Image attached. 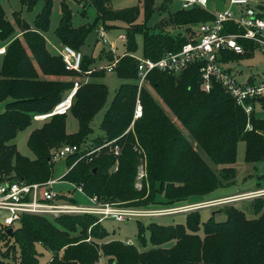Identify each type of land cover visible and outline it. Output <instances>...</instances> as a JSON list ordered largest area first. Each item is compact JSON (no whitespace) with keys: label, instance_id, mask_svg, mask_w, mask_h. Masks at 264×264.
Instances as JSON below:
<instances>
[{"label":"trees","instance_id":"16d2710c","mask_svg":"<svg viewBox=\"0 0 264 264\" xmlns=\"http://www.w3.org/2000/svg\"><path fill=\"white\" fill-rule=\"evenodd\" d=\"M38 1L21 0V3L32 10ZM110 1L92 0L96 20L80 27L73 26L72 13L64 2L56 30L64 45L79 50L87 34L100 23L108 28L114 20L128 24L127 51L118 57L115 69L124 81L103 117L100 125L103 134L95 138L98 145L84 146V143L94 117L107 102L108 87L93 80L78 89L70 109L78 121V131L67 132V114L52 115L29 134L27 144L34 158L18 151L14 143L17 134L32 124L35 115L50 113L73 87L75 77L96 67L94 58L84 56L82 72L68 71L62 57L49 51L44 32L50 27L52 0H45L34 26L19 11L14 12L15 24L11 23L0 3V40H9L0 62V101L9 100L0 112V182L48 181L53 178L52 154L58 145H79L83 150L68 156L69 170L62 180L82 185L88 196L114 205L148 206L156 202L157 193H163L164 204L171 205L232 185L237 176L234 164L240 141L246 143L247 162L264 161V118L257 117L254 109L250 116L252 129L248 130V115L219 83L209 92L201 89L198 64L180 74L152 71L147 85L172 115L146 86L140 93L142 116L134 118L138 62L131 54L136 50L135 34H144V56L154 59L165 52L178 51L189 38L161 27L159 32L149 33L146 25L157 7L155 0L143 1L142 23L137 22L141 15L139 5L114 9L109 6ZM172 16L174 25L179 27L213 18L203 8H179ZM18 31L23 41L13 36ZM106 54L111 61L115 59L113 52ZM251 56L252 52L243 55L228 52L221 60ZM92 73L99 78L106 72L98 69ZM41 75L55 78L43 79ZM258 105L264 108V96L258 98ZM113 140L107 146H118L117 155L103 146ZM98 147L102 148L86 154ZM200 150L222 166L218 170L212 168ZM144 165L148 177L137 188V172ZM60 199L75 201L64 195ZM251 205L253 217L231 204L223 209L226 219L220 221L214 216L202 221L198 208L187 213L186 223L165 226L139 222V245L122 240L103 241L108 231L93 214H60L51 220L46 214L24 213L16 228L6 227L0 219V241L5 242L4 249L0 246V264H39L38 244L53 253L47 264H95L101 252L108 257L107 264H264V196L256 197ZM202 225L203 235L199 233ZM146 230L152 244L148 248ZM168 243L171 245L167 246Z\"/></svg>","mask_w":264,"mask_h":264},{"label":"rangeland","instance_id":"374dc122","mask_svg":"<svg viewBox=\"0 0 264 264\" xmlns=\"http://www.w3.org/2000/svg\"><path fill=\"white\" fill-rule=\"evenodd\" d=\"M143 1L144 0H111L109 6L114 9H121L129 6L139 5L141 8V15L138 18L137 22L142 23L144 22V7H143ZM166 0H155L154 5H157V7H160V10H156L152 13L149 20L147 21V29L149 30V33H155L159 32V27L163 28L165 31H170L174 34H186L189 35L192 32V27L195 24H190L186 26H175L172 14L175 13L179 8H181V2L177 0H167L166 3L164 2ZM66 2L71 13H72V24L74 27H80L85 24H92L97 17V11L92 4V0H52L51 4V12H50V27L47 31L44 32V35L46 37L47 41V47L50 50V52H53L55 54L60 53L61 49L63 48L64 44L63 42L58 38L56 34V30L60 24V19L62 17V5ZM0 3L2 4L3 8L6 11L7 18L9 21L13 24H15V16L14 12L19 11L21 12V17L31 26H34V21L37 17V15L42 11L45 0H39L38 3L35 5V7L32 10H28L22 3L21 0H0ZM165 5V7H164ZM230 1L229 0H209L207 9L211 12H214L218 9H223L226 7H229ZM162 7V9H161ZM111 25H113L111 28L106 27L103 23H100L98 28H105L107 33V38L110 41V44H104L103 40L99 34V29H93L91 30L84 42L80 45L79 50L82 52L83 56H88L94 58L93 66L96 67L93 71H97L98 69H104L105 66H107L110 62H112L106 53L110 52L111 46L113 47V54L116 57H119L120 55H123L127 51V45L129 42V39H123L122 35L126 34L127 31L126 28L128 24L123 20H114L109 22ZM15 38L19 37L21 41H23V36L21 32H17L15 35H13ZM10 39V38H9ZM9 40L2 41L0 40V45L6 44L8 45ZM134 42L136 44V50L132 52L137 57H142L144 55V43H145V37L143 33H136L134 37ZM67 45V44H66ZM4 59V55L0 56V62H2ZM228 67L232 68V72L235 74L237 79L240 82H246V80H249L252 78L254 81H260L264 78V53L261 51V49H256L253 53V56L249 58H243L240 60L235 61H229ZM105 75L102 77H96L99 81L104 82L106 86L108 87V99L105 104V106L96 114L94 117L92 123H91V131L88 134L84 146H93L94 144L98 145V141L95 140L97 136H100L103 134V130L100 127L101 122L103 120V117L107 111V109L110 107L111 102L114 98V95L116 93V90L119 88L121 83L124 81L121 78L118 77L117 72H107L105 71ZM91 76L88 78L87 76ZM93 73H82V76L75 77L76 79H80L83 82H89L93 81ZM70 79V78H65ZM149 90L153 92L155 97L158 101L161 102V104L164 106L165 110L172 115L169 108H167L162 100L159 98L158 95H156L151 88V86L146 85ZM145 86V87H146ZM9 100L6 101H0V112H3L6 104ZM255 114L259 118H264V108L260 105L255 106ZM47 121V120H46ZM46 121H32V124L27 127L26 129L20 131L16 138L14 139V143H16L18 151L30 158H34V153L30 149V147L27 144V139L29 137V134L40 125L44 124ZM66 128L68 133H75L78 131L79 125L78 121L75 118V116L72 115L71 112H69L66 116ZM110 141L108 143H102L103 146L108 147L106 148V151H111L114 149V147L107 146L111 144ZM102 148V147H101ZM56 150V149H55ZM54 150V151H55ZM53 151V152H54ZM202 156L204 159L211 165L212 168L215 170H218L222 165L215 164L205 152L200 150ZM245 154H246V143L245 141H240L238 143V149H237V159L234 164L236 170H237V176L235 178V182L227 187H220L217 188L213 193L209 195L204 196H197L196 198L188 200L186 198L185 200H182L180 202L176 201V203L171 205L164 204L165 200L163 197V193H157L155 203L150 204L148 206H121V205H115L114 207H124L125 208H139L146 211H154V210H163V209H176L173 212H170L168 214L160 215V216H144V217H129L126 221L120 222L116 221L113 217L107 216L102 222L103 227H105L108 231V234L105 238H103V241H111V240H122L124 242H127L128 240L131 241L132 244L139 245L138 241V231H139V222H142L143 224L147 225L151 222H156L159 225H176L178 223H186V216L187 213L192 212L194 209H191V204L197 205L200 204L201 207H199L200 214H201V220L206 221L211 216H214L216 220H225L226 219V213L223 212V209H225L228 205L235 204L236 206L245 209L248 217L255 216L251 211L250 207L252 206V202L256 199V197H249L245 199H238L233 200L229 202H219L218 204H214L212 206H209L207 204V201H212L210 198H213L215 196L223 195V194H233L238 195L243 194L249 191H255L264 189V161H260L257 163H249L245 160ZM53 168H52V176L53 178H60L64 176L68 170H69V159L68 157H60V158H53ZM117 164V163H116ZM147 169L146 165L140 167L137 172L136 177V187L141 188L142 180L147 179ZM259 182V183H258ZM76 184V183H74ZM78 185V184H76ZM147 185L149 183L147 182ZM56 192L61 193L64 196L72 197L75 199L74 202H70L72 204L76 205H85L88 206V204H91L89 202V199L86 195L81 194L78 190H75V187L73 184L68 183L66 181H61L58 183H55L52 187ZM232 195H228L225 197H230ZM264 196V195H263ZM225 197H219L217 199H223ZM214 199V200H217ZM206 200L204 202H197L192 203L196 201H202ZM67 201H63L65 203ZM68 203V202H67ZM107 202H104L98 198V204L100 206L106 205ZM206 203V204H204ZM111 204V203H110ZM189 207V208H188ZM185 208V209H184ZM192 211H191V210ZM198 208H195V210ZM47 217L51 220L56 217L55 214L47 213ZM59 216V215H57ZM98 218V221L100 222L101 215H95ZM96 224V223H95ZM101 224V222H100ZM18 226V224H15V228ZM88 231H91V227L88 229ZM199 233L201 235L204 234L203 231V225L201 226V229L199 230ZM150 232L146 230L145 235L147 237V248L150 247L152 244L150 242L149 238ZM4 241H0V246L4 249ZM171 243H168L167 246H170ZM37 250L40 253L39 255V264H47L49 260L52 258L53 253L43 245L38 244ZM108 257L101 252L100 259L95 264H107Z\"/></svg>","mask_w":264,"mask_h":264},{"label":"built area","instance_id":"2783aa9c","mask_svg":"<svg viewBox=\"0 0 264 264\" xmlns=\"http://www.w3.org/2000/svg\"><path fill=\"white\" fill-rule=\"evenodd\" d=\"M181 2V8H203L207 9L209 0H177ZM229 7L218 9L210 13L213 18L209 21H203L192 27V32L188 35L189 40L178 51L165 52L160 58L137 57V77L135 82L138 86V95L134 111V118L142 116L143 105L140 93L143 87L147 85L149 74L152 71L159 70L171 74H180L193 64L200 65L201 89L209 92L213 89L215 83H219L226 93H228L236 103L243 108L248 115L247 129L251 130V113L255 109L254 101L257 103L259 97L264 96V78L260 81L240 82L232 68L228 67L229 61L222 59L224 53L232 52L243 55L254 53L256 49H261L264 53V0H229ZM209 11V10H208ZM99 34L104 44H110L107 38L105 28H98ZM127 39V35H122ZM111 46L110 51L113 52ZM7 45L0 46V56L5 55ZM114 53V52H113ZM65 69L68 71L82 72L83 54L70 45H64L60 51ZM119 58L116 57L112 62L104 67L107 72H113L116 69ZM89 70L86 73H91ZM83 81L76 79L73 87L67 92L65 97L54 107L50 113L37 114L35 120H44L54 114L65 115L70 112L75 95L78 89L83 85ZM101 148V147H100ZM99 147L87 152L90 155ZM83 147L79 145L62 144L52 154L54 159L68 157L69 155L82 151ZM114 153L119 154L118 146L114 147ZM117 170V164L114 167ZM63 176L56 179L52 178L45 182L28 183L23 180L10 181L8 179L0 182V219L6 227L14 226L24 213H52L73 214L89 213L101 215L100 221L105 217L111 216L116 221H126L129 217L160 216L173 212L176 209H163L146 211L143 209L114 207V204L106 203L100 206L97 196H88L82 185H74L75 190L84 194L91 204L74 205L67 200L60 199L61 193L56 192L52 187L55 183L64 181ZM264 195V189L249 191L243 194L232 195L223 199L207 201L209 206L219 202H229L249 197H259ZM63 201H67L63 203ZM206 204V203H204ZM201 207L200 204H191V209ZM189 208V207H188ZM185 209V208H184ZM190 209V210H191ZM131 243V241H127Z\"/></svg>","mask_w":264,"mask_h":264},{"label":"crops","instance_id":"0c3cea01","mask_svg":"<svg viewBox=\"0 0 264 264\" xmlns=\"http://www.w3.org/2000/svg\"><path fill=\"white\" fill-rule=\"evenodd\" d=\"M3 45H6V44H3ZM3 45H0V46H3ZM50 51V50H49ZM52 54H55V53H53V52H51ZM57 55H60V53H58ZM120 56H122V55H120ZM41 77L43 78V79H54L55 77H53V76H46V75H41ZM88 78H90L91 76H87ZM94 78V80H96V81H99L98 80V78H96V77H93ZM50 118V117H49ZM49 118H47V119H44V121H46V120H48ZM35 120V119H34ZM33 120V121H34ZM35 121H43V120H35ZM41 126V125H40ZM39 126V127H40ZM214 192V191H213ZM213 192H211V193H213ZM210 193V194H211ZM207 195H209V194H207ZM228 195H233V194H223V195H219V196H215V197H213V198H210V200H214V199H217V198H219V197H225V196H228ZM197 196H191L190 198H188V200H190V199H193V198H196ZM187 200V199H186ZM204 201H206V200H202V201H196V202H193L192 201V203H197V202H204ZM101 223L103 222V220L102 221H100Z\"/></svg>","mask_w":264,"mask_h":264},{"label":"water","instance_id":"95a60500","mask_svg":"<svg viewBox=\"0 0 264 264\" xmlns=\"http://www.w3.org/2000/svg\"><path fill=\"white\" fill-rule=\"evenodd\" d=\"M158 9V7H156V10ZM62 144H59L58 147H61ZM12 228H9V231H11Z\"/></svg>","mask_w":264,"mask_h":264}]
</instances>
